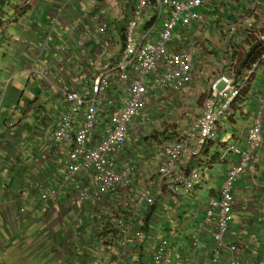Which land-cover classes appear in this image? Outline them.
<instances>
[{"label":"built area","instance_id":"built-area-1","mask_svg":"<svg viewBox=\"0 0 264 264\" xmlns=\"http://www.w3.org/2000/svg\"><path fill=\"white\" fill-rule=\"evenodd\" d=\"M223 1L226 0H136L123 25L122 44L115 48L118 43L106 22L105 10L91 0L89 8L96 16L89 18V14L84 13L81 18L70 20L71 24H64L67 42L60 51L52 52L56 60L68 53V43L73 42L76 50H86L89 56L82 57L81 66L86 68L83 78L72 82L67 77L70 86L57 88L60 97L65 99L66 110L53 131L51 148L67 152V177L57 189L40 186V201L55 204L59 195L70 187L69 179L75 177L83 183L72 188L68 197L70 207L106 203L109 195H117L122 200L110 211L113 224L103 232L96 228L100 235L98 243L106 248H119L123 256L128 254L126 246L130 243L150 248L147 254L143 253L141 264H175L174 239L168 237L161 241L158 236L149 237L145 215L163 210L159 199L180 207L183 197H189L205 184L206 152L218 136L222 119L241 97L249 78L256 75L264 63L263 54L238 74L234 61L228 67L229 62L222 60L225 68L210 83L202 114L186 129L176 131L175 139L162 148L158 183L151 185V191L148 188L136 191L133 201L127 202L136 179L134 168L127 160H122V154L128 142H137L152 121L148 106L155 95H181L189 91L197 75L196 50L200 43L207 41L204 9L209 5L215 8ZM253 1L248 15L241 21L251 20L250 31L264 40V32H256L255 25L251 24L254 15L264 6V0ZM51 12L44 35L46 42L57 37L56 25L64 20L62 10ZM179 26L192 28L193 35L182 43L186 47L173 50L174 32ZM224 51L230 53L231 48ZM96 54L103 59L98 61ZM262 87L263 94L253 122L246 130L245 142L226 148L224 157L232 155L235 160L222 183L220 197L207 205L206 221L192 236V244L197 247L204 228L212 229L209 248L214 264H221L226 254L231 257L230 264H242L238 244L231 243L229 237L234 221L236 186L264 147V76ZM128 159L133 160V154L128 155ZM18 209L23 217L25 211L19 206ZM171 233L174 236L173 231ZM78 238L84 239L82 229L78 230ZM260 264H264V257Z\"/></svg>","mask_w":264,"mask_h":264},{"label":"crops","instance_id":"crops-1","mask_svg":"<svg viewBox=\"0 0 264 264\" xmlns=\"http://www.w3.org/2000/svg\"><path fill=\"white\" fill-rule=\"evenodd\" d=\"M32 1L37 2L38 0ZM42 1L43 4L40 6L42 10L38 12L33 10L34 15L37 14L39 17L46 15V18H49V15L53 14L49 3L54 1L64 2L62 4H71L72 6L71 10H64L63 22H58L56 25L59 36L50 43L51 50L60 51L63 43L67 42V30L64 24L72 23L70 20H73L74 8L82 9L81 12L88 13L89 18L93 15V11L88 7L89 0ZM95 1L107 13V21L112 30L113 38H118L121 30H123L122 23L125 22L131 11L133 2L130 3L129 0ZM234 1L238 2L239 0L224 2H231L229 3L231 7L227 9L230 13L231 9L236 7ZM54 5L56 4L51 7ZM222 7L224 6L218 5L214 8L209 5L207 9H209L210 14L221 11ZM36 8L38 9V6ZM205 11L206 9H204ZM76 12L79 11L76 10ZM226 17L235 19L234 15ZM19 21V17L17 15L13 17V11H11L2 27V35L0 36V44L4 45L6 51L12 50L14 65L9 67L7 71L12 76L15 67L19 76L25 75L24 87L26 88L23 91L25 93L22 96V101L17 105V107L20 105L21 112L10 116L11 118L6 121L5 130L0 133L2 134L0 138V210L5 209L4 212L0 211V245L3 247L0 250L5 255L8 253L14 255L15 253L18 260L16 264H25L24 258L28 253L39 254L41 252L45 256L48 252L47 256L53 257V261L57 262H54L55 264H141L139 262L143 253L147 254L150 248L130 243L126 246L128 254L123 256V252H120L119 248H106L98 243L100 235L99 232H96V228L103 232L113 224L110 211L112 204L116 208V203L120 201L117 195H109L106 203L96 202L85 208L70 207L68 197L72 188L81 186L83 183L81 179L75 177L69 179L70 187L59 195L55 204H44L40 201V194L37 192L38 184L47 183L50 188L55 189L64 183L67 177L65 168L67 152L62 148H51L53 131L59 123L62 112L66 110L65 99L60 97L56 86H70L71 82L66 79L67 77L72 82L80 81L86 70L85 67L81 66L82 57L89 56V54L86 50H76L74 43L71 42V44L68 43V53L60 55L53 63L52 51H45V48L41 47V39L49 26L47 19L45 24L41 25L40 21L37 22L36 19L32 18L24 28V32H22L23 28L20 29L16 39L9 37L11 26ZM249 22L251 20L248 23L245 22L248 31L245 33V37H242V41L245 38L246 52L249 48L246 44L247 36L253 34L257 36L253 31H250ZM34 25L36 26L33 27ZM191 29L181 28L186 34L184 38L173 37L174 41L171 47L173 50L187 46L180 42L181 40L183 42L189 41L193 35ZM7 53L3 55L4 58H6ZM96 58L98 61L103 59L98 54H96ZM32 69L38 73L33 74ZM45 71L49 74L48 79L42 77ZM256 72L255 80L251 83L249 92L255 90L256 83H259L257 87L259 103L263 94L261 77L264 76V63ZM260 75L262 76L259 77ZM0 86H3L1 80ZM244 96L236 101L233 111L228 116V123L232 126L233 131L224 130L225 123L223 121L219 126L220 130L216 140L211 142L206 152L205 184L189 197H183L180 207H175L169 201L159 199L160 205H163V210H155L153 213L145 215L149 237L166 238L168 236L169 239L173 238L179 243V252L176 248L175 264H214L209 248L212 242V229L209 226L204 228L200 244L197 247L192 244V248H198L194 254H192L188 244L192 243L195 230H199L206 221L207 205L219 199L222 183L234 166L235 158L233 156L224 157L226 147L245 142L246 130L251 126L257 112L258 107L253 106L254 112L247 113V109L243 105ZM148 109H151L152 112L155 111L150 104ZM240 116L241 118H239ZM163 138L166 141L162 142L164 146L172 141L170 136L164 134ZM142 143L141 140L137 144L134 141L128 142V146L122 154V160H126L130 154H133L134 161L139 159V164L134 165L135 171L133 173L136 179L133 192L137 191V193H139L138 190L143 191L144 188L151 191V185L158 183L157 168L163 152L162 149L158 151L156 148L152 149V146L147 145H145L144 150H140L139 146ZM216 146L218 147L217 151L215 150ZM144 154L145 156H143ZM137 169L138 172H136ZM136 173L138 174L136 175ZM8 191L11 193L10 196ZM235 193L234 221L229 240L231 243L238 244L242 264H260L264 257V148L257 154V161L254 165H251L239 180ZM17 198L27 212V217L23 221L20 220L21 223L16 221L17 207L15 208L16 205H13ZM167 205L170 207L164 209ZM161 212L164 214L162 215ZM7 218L12 224L15 221V225H19L15 239L4 228ZM79 229L83 231L84 239L82 240L78 238ZM171 230L174 236L171 235ZM13 231L15 232L14 225ZM71 233L75 236H71ZM48 236H50V242H47ZM53 237L56 240L54 245L57 244L61 248H54V245H51ZM68 241L71 242L70 248L67 247ZM10 246L13 248H9ZM224 258L221 264H230V255L226 254Z\"/></svg>","mask_w":264,"mask_h":264},{"label":"rangeland","instance_id":"rangeland-1","mask_svg":"<svg viewBox=\"0 0 264 264\" xmlns=\"http://www.w3.org/2000/svg\"><path fill=\"white\" fill-rule=\"evenodd\" d=\"M25 1L26 0H18L17 3L18 5L14 8L17 10L25 9V13L20 14L19 12H15V14L19 17L20 21L11 26L12 29L9 31V37H13L16 39L17 35L20 33V29L23 28L22 32H24V28L30 23V20L32 18L36 19L37 22L40 21L41 25L45 24L46 19H47V25H49L50 23L49 19L46 18V15H42L39 17L36 14L33 15V17L30 19L26 18L28 15L30 16L34 12L33 10H37L36 12L41 11L42 8L40 6H42V3L39 0L37 2L30 0L33 3V6L25 7ZM253 2H254L253 0H239L238 2L234 1V4L237 8L233 7L231 9L232 14L230 13V11L227 10L228 8L231 7L229 4L231 2L221 4L224 6L220 9L221 11H217L210 14L207 11L205 35H206V39L208 40L204 43H200L198 49L196 50V66H195V70L197 73L196 80L190 87L187 94L185 93L181 95L164 94L163 97H161L160 95L154 96V99L150 102V106L155 111L152 112L151 109L149 110V112H151L153 115L152 121L150 122L149 126L145 129V131L142 133V136L139 137V140L135 142L136 144L140 140L141 142H143L142 145L139 146L140 150H144L145 145H147V146H152V149L156 148L158 151H161L162 146H164L162 142L163 141L166 142L165 139L163 138V134L166 136H170L173 141L175 139L176 131L180 132L186 129L192 120H194L195 118H197L199 115L202 114L203 105L208 96L210 83L212 82L213 78L217 75V73H221L225 68L222 67V60L225 59L226 62H229V67H231V62L234 61L237 67L238 56H241L246 53L247 47L244 46L245 38L242 41V37H245V33L248 30H246L245 21L244 20L241 21V19H243L246 15H248L249 9H251ZM62 3L64 2H58L59 6H57L56 9L62 10V15H63L64 14L63 10L67 9L66 5L68 4H62ZM97 5L99 6L98 3ZM37 6L38 9L36 8ZM258 9L259 8L257 7V10ZM74 10L76 14L73 11V16L75 18H81L83 16L84 11L81 12L82 9L80 10L75 7ZM76 10L79 12H76ZM261 10L262 11H260V13L258 14L256 13L254 15L252 20L253 24L255 25V31L256 32L260 31L259 33H262L264 31V11H263L264 6L262 7ZM223 13L225 15H222ZM232 15H234L235 19L233 18L229 19L226 17V16L230 17ZM234 25H236V27L232 29ZM35 26L36 25H34L33 27ZM174 34H175L174 38L181 39L186 37L185 32L181 30L180 26L175 30ZM180 43H183V41L181 40ZM3 44H4V39H3ZM121 44H122V40L120 43L115 44L114 47L120 48ZM211 48L212 51H210ZM229 48H231L230 53H225L224 50H227L228 52ZM6 52L8 53L6 54V58H4L3 55ZM11 52H12L11 49L6 51L4 45L0 44V80L1 83L3 84V86H0V133L5 130L6 121L11 118L10 116L14 115L11 112V110L13 109L21 110L20 105L19 107H17V105L22 101V96L25 93L23 91L26 90V88L24 87L25 75L19 76L18 73L16 72L15 67L13 69L12 76L7 71L9 67H12L14 65L12 62ZM236 67L234 69L235 72H236ZM254 75L251 78H249L247 87L241 95V97L245 95L243 105L247 109L248 114L253 113L254 112L253 106L258 107L259 104L258 103L259 94L257 92L258 91L257 87L259 86V83H256L255 90L249 92V88H251V83L255 80ZM261 76L262 75H260L259 77ZM261 79L263 82V76L261 77ZM222 88L223 85H220L219 89ZM229 113L226 115V117L222 119V122L224 121L225 123L224 130L232 132L233 128L228 123ZM16 116L17 118H19L18 115ZM239 118H241V116ZM1 137L2 134H0V138ZM215 150L216 151L218 150L217 146L215 147ZM147 151H151V150H147ZM143 156H145V154ZM126 160L133 168L135 164H139V159H136V161L129 160L127 156ZM136 172H138V169L136 170ZM137 174L138 173H136V175ZM135 192L136 191L132 192V194L126 200L127 202L133 201ZM121 200L122 199L120 198V201ZM169 207L170 206L167 205V207H165L164 209H168ZM114 209L115 206L112 204L111 210ZM0 211L4 212L5 209H1ZM26 213L27 212L25 210L24 213L25 217H27ZM161 214L163 215L164 213L161 212ZM13 225L15 228V232L13 231ZM4 228L7 232H10V234H12V237L15 239V236L17 235L16 230H18L19 225L12 224V222H10V220L7 218V220H5L4 223ZM196 231L198 230H195V232ZM71 236H75V235L71 233ZM52 239L54 240V237ZM166 239H168V236H166V238H161V237L159 238V240L161 241ZM47 242H50V236L47 237ZM10 243L12 244V241H10ZM184 245L187 246V244ZM188 245L191 249H193L192 243H189ZM178 246L179 243L176 240H174L173 248L176 249L178 248ZM53 247L61 248L57 244H55ZM0 248L3 247L0 245ZM9 248H13V246H10ZM177 251L179 252V248L177 249ZM47 253L48 252H46V256L42 255V252L39 254L28 253L27 256L24 258L25 264L57 263L56 261H53V257L47 256ZM17 261L18 260L15 253L14 255L12 253H8V255H5L0 250V264H5V263L16 264Z\"/></svg>","mask_w":264,"mask_h":264},{"label":"trees","instance_id":"trees-1","mask_svg":"<svg viewBox=\"0 0 264 264\" xmlns=\"http://www.w3.org/2000/svg\"><path fill=\"white\" fill-rule=\"evenodd\" d=\"M17 3L18 0H0V34L2 32L1 29L4 25V20L6 19L10 10L19 12L20 14L25 13V9H14L18 5ZM28 6L29 4L26 0L25 7ZM246 44H248L249 46L247 52L243 56H238V66L236 67V71L238 74H241L243 70L249 68L264 54V40H259L257 36H247Z\"/></svg>","mask_w":264,"mask_h":264},{"label":"clouds","instance_id":"clouds-1","mask_svg":"<svg viewBox=\"0 0 264 264\" xmlns=\"http://www.w3.org/2000/svg\"><path fill=\"white\" fill-rule=\"evenodd\" d=\"M28 1V4H29V6L28 7H32L33 6V4H32V0L30 1V0H27ZM42 4H43V1L42 0H39ZM91 0H89V2H90ZM93 1H95V0H93ZM130 1V3H132L131 4V10H132V8H133V6H134V4L136 3V0H129ZM96 3H97V1H95ZM225 1H223V3H224ZM50 4V8H52V11L54 10V9H56L57 8V6H59V4H58V2L57 1H54V2H52V3H49ZM53 4H56V5H54L53 7H51ZM98 6V5H97ZM66 7H67V9H72V6L71 5H66ZM99 7V6H98ZM216 7V6H215ZM100 8V7H99ZM104 10V9H103ZM11 11H13V10H10L9 11V13L11 12ZM50 11V10H49ZM64 11V10H63ZM207 9H206V13H207ZM106 12V11H105ZM209 12V11H208ZM9 13H8V15H9ZM130 14H131V11L129 12V14H128V16H127V18H126V20H125V22L128 20V18H129V16H130ZM8 15H7V17H8ZM33 15H34V13H32L30 16L28 15L26 18H28V19H30V18H32L33 17ZM16 15H15V11H13V17H15ZM93 16H96V15H94V11H93ZM126 16V15H125ZM6 17V18H7ZM72 18H74V17H72ZM23 21V20H22ZM6 22V19L4 20V23ZM106 22H108L107 21V13H106ZM124 21H123V23H122V26L124 25V23H125ZM108 25H109V23H108ZM90 26H92V25H90ZM48 30V29H47ZM1 31H2V29H1ZM110 31L112 32V30H111V28H110ZM46 33H47V31H46ZM45 33V34H46ZM44 34V35H45ZM2 35V32H1V34H0V36ZM122 35H123V30H121V32H120V34H119V36H118V38H119V41H118V38H114L115 40H116V42L117 43H120L121 42V40L123 41V38H122ZM59 36V34L57 35V37ZM68 36V35H67ZM51 41L52 40H50V41H45L44 40V36H43V38L41 39V47L42 48H45V51H54V50H51V48H50V43H51ZM64 45V44H63ZM30 47V46H29ZM61 55H63V54H61ZM39 57V56H38ZM51 58H52V62L53 63H55L56 62V60H54L53 59V53H52V56H51ZM32 73L33 74H37L38 72L37 71H34V69H32ZM44 79H48V77H49V74H48V72H44L43 73V76H42ZM59 86H61V85H57L56 86V89L59 87ZM58 90V89H57ZM11 112L13 113V114H16V113H20L21 112V110L20 109H13V110H11ZM150 124V123H149ZM149 126V125H148ZM147 126V127H148ZM214 142V141H213ZM227 148V147H226ZM264 148V147H263ZM136 152V151H135ZM225 152H226V149H225ZM225 152H224V155H225ZM229 156V155H228ZM230 156H232V155H230ZM134 171H135V168H134ZM42 185H46V186H49L47 183H42V184H38L37 185V192L40 194V191H39V187L40 186H42ZM50 187V186H49ZM55 189H57V188H55ZM8 193V195L10 196L11 195V193L8 191L7 192ZM63 194V193H62ZM59 199V198H58ZM13 205H16L15 206V208L17 207V217H16V221H18V222H20L21 223V221H23L24 220V218H25V215L23 214V217H21V214H20V210L18 209V206L20 207V209H23L24 211L26 210L25 209V207L24 206H22L21 205V202L19 201V199L17 198L16 199V201H15V204H13ZM21 220V221H20ZM14 224H15V221L13 222ZM172 231V230H171ZM56 240L54 239V241H53V243L51 244V245H54V242H55ZM70 244H71V242L70 241H68L67 242V247H69L70 248ZM197 249L198 248H193V249H191V252H192V254H194L196 251H197ZM176 259V258H175ZM176 263V262H175Z\"/></svg>","mask_w":264,"mask_h":264}]
</instances>
